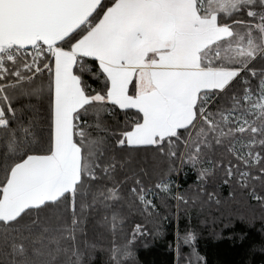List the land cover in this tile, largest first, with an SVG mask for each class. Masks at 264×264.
I'll return each instance as SVG.
<instances>
[{"label":"snow or ice","instance_id":"snow-or-ice-1","mask_svg":"<svg viewBox=\"0 0 264 264\" xmlns=\"http://www.w3.org/2000/svg\"><path fill=\"white\" fill-rule=\"evenodd\" d=\"M166 198L264 221V0H0V264H128Z\"/></svg>","mask_w":264,"mask_h":264},{"label":"trees","instance_id":"trees-1","mask_svg":"<svg viewBox=\"0 0 264 264\" xmlns=\"http://www.w3.org/2000/svg\"><path fill=\"white\" fill-rule=\"evenodd\" d=\"M173 189L185 192L193 185L190 171L174 174ZM167 199V198H166ZM159 216L145 219L139 215L132 217L145 226L146 235L137 237L128 264H264V221L260 219L259 208H249L239 202L222 204L219 207L189 210L191 220L181 212L176 216V201L167 199L168 207L156 200ZM252 223L242 221L240 216L252 217ZM133 225L129 224V229ZM159 228L157 234L155 229ZM127 231V230H126ZM193 232L196 240L191 246L185 245L183 236ZM108 235L102 243L109 244ZM120 237L117 243H122ZM92 264H107V255L97 253Z\"/></svg>","mask_w":264,"mask_h":264}]
</instances>
